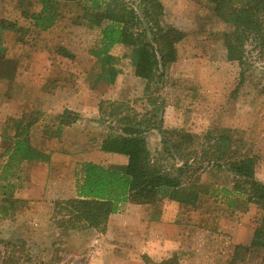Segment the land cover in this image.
Returning <instances> with one entry per match:
<instances>
[{
    "label": "rangeland",
    "instance_id": "1",
    "mask_svg": "<svg viewBox=\"0 0 264 264\" xmlns=\"http://www.w3.org/2000/svg\"><path fill=\"white\" fill-rule=\"evenodd\" d=\"M126 1L139 9V0ZM158 2L162 8L161 17L158 18L160 27L165 30L174 28L184 34L183 40L175 45L177 59L167 66L163 71L165 77L153 84L147 94V83L136 77L132 49L120 45L114 47L111 53L114 64L121 73L113 96L107 90L108 87L99 82L101 67L92 54L100 48L102 35L101 28L89 21L92 17L89 10L91 0L59 1L54 4L60 18L52 36L57 38L61 34V49L69 53L66 58L69 62L67 66L71 67L70 70L79 69L74 72L76 74H69L72 80L68 84H74L73 79L77 77L76 86L80 96H91L102 102L100 113L97 114L99 122L88 124V128L107 135L113 131L121 135L124 128L120 121L125 118L139 121L146 113L159 109L154 119L157 122L163 120L164 131L174 127L201 138L228 135L243 140L242 146L247 149L244 152L258 159L255 179L264 185V46L248 42L244 49L243 64L240 65L229 58L220 33L224 26L214 17L212 0ZM39 9L38 0H0V19H4L9 25L18 23L23 27L21 33L13 27L4 32L7 40L3 48L7 50L9 64L15 68L19 66V70L14 81L8 83V92L5 87H0V107L6 99L25 102V124L38 119L32 114V106L43 112H48L49 109L46 96L50 86L36 84L35 76L28 74V46L31 43L38 44L42 35L33 32L27 25L30 13ZM24 12L27 16H24ZM22 38L23 44L18 41ZM30 40L33 41L30 43ZM2 73L3 68L0 69V75ZM111 97L118 100L112 103L109 100ZM162 101L166 104L165 108L160 105ZM152 116L150 113L148 118ZM146 137L152 155L158 157L162 154L160 131L152 130ZM197 150L202 149L199 146ZM3 154L0 153V163L4 162ZM106 154L108 155L103 156L100 165L113 170H123L126 167L128 159L125 156ZM173 164L181 163L178 160L176 163L172 160L166 162L168 167ZM195 167L196 170H192L194 174L187 181L200 177L205 185L226 183L231 188L236 179L226 170L220 171L206 162L199 170L197 164ZM29 169L30 167H25L24 172ZM76 179L75 175V189ZM19 184L20 181L14 179L0 181V264H104L110 245L120 244L107 232L74 231L62 235L60 223L63 216L55 215L57 201L48 205L46 202L16 200L13 195L12 200L6 202L3 193H9L12 185L16 191ZM206 198L211 201L203 207H195L197 210H217L216 212L224 215L230 212L226 198ZM4 209H7V216H1ZM258 218L259 212L254 229ZM211 222L207 220L202 223L212 226ZM171 254L173 253L145 254L142 258L143 261L144 257H148L161 262ZM261 255V252L254 253L249 258V263L260 264Z\"/></svg>",
    "mask_w": 264,
    "mask_h": 264
},
{
    "label": "trees",
    "instance_id": "2",
    "mask_svg": "<svg viewBox=\"0 0 264 264\" xmlns=\"http://www.w3.org/2000/svg\"><path fill=\"white\" fill-rule=\"evenodd\" d=\"M59 1L75 0H38L40 9L30 13L28 28L33 27L39 32L54 28L60 18L54 4ZM212 1L214 17L224 26L220 33L229 58L242 65L248 42L264 46V0ZM91 3L89 10L92 17L89 21L101 28L102 35L100 48L92 52L101 67L99 82H103L107 90L117 84L121 72L114 64L111 52L120 45L132 49L136 77L147 83L146 92L149 94L152 85L165 77L163 71L167 66L176 61L175 45L183 40L184 34L174 28L165 30L160 27L158 18L161 17L162 8L158 0H139L138 10L126 0H91ZM9 27L23 32V27L18 23L9 25L7 21L0 20V69H4L0 81L8 83L14 81L19 70V66L15 68L9 64L7 50L3 48L4 32ZM23 38L18 40L21 44L24 43ZM63 54L68 58L69 53L64 51ZM148 101L154 104L152 99ZM160 105L166 107L164 101ZM158 112L159 109L150 111L139 121L125 118L119 122L124 128L122 134L117 135L113 131L104 139V153H117L128 159L123 170H113L94 163L79 167L76 172V198L56 202L55 215L63 216L60 223L62 235L74 231L103 234L107 232L111 217L121 214L126 205H155L160 199L167 198L194 208L204 197L221 196L227 199L229 208L245 210L254 204L259 209L251 245L238 246L229 264H250L249 258L258 252L262 254L260 264H264V185L255 179L256 156L244 152L247 149L242 146L243 140L228 135L201 138L174 127L164 131L163 120L157 122L154 119ZM150 113L153 114L152 118H148ZM24 119L15 122L16 134L12 139H6L13 143V147L2 155L8 158V162L0 171V181L14 178L15 169L24 162L46 160V155L33 148L30 141V131L37 120L25 124ZM77 119V115L65 111L60 125L68 126ZM152 130H158L162 135L163 153L158 157L152 155L148 146L146 136ZM199 146L201 151L197 150ZM167 160L174 163L178 160L181 164L168 167ZM204 162L233 175L236 179L232 187L226 183L205 185L200 177L187 181L196 170L195 164L199 170ZM12 191L13 185L4 197L6 202L12 200ZM6 211L2 210L1 216H7ZM144 264H180V257L173 253L161 262L144 257Z\"/></svg>",
    "mask_w": 264,
    "mask_h": 264
},
{
    "label": "crops",
    "instance_id": "3",
    "mask_svg": "<svg viewBox=\"0 0 264 264\" xmlns=\"http://www.w3.org/2000/svg\"><path fill=\"white\" fill-rule=\"evenodd\" d=\"M57 27L58 23L46 32L32 27L42 39L40 37L38 44H32L33 40H30L28 46V74L35 76L36 84L50 86L46 96L48 112L31 108L32 114L40 119H36L38 122L31 128V145L46 155V160L24 162L11 178L20 181L16 191H12L16 200L46 202L48 205L52 201L75 199L74 181L78 168L85 163L101 164L103 156L108 155L102 150L107 134L88 128V124L99 122L97 114L102 102L91 96H80L77 77L73 79L74 84H68L72 80L69 74H76L74 72L79 69L70 70L67 66L62 43H59L62 36H52ZM6 40L5 37L4 42ZM0 87H5L6 92L10 90L7 81H0ZM116 90V85L111 86L110 95L113 96ZM109 100L116 102L118 99L111 97ZM24 104L16 99H6L0 107V153L13 147L6 139L10 140L16 134L15 122L27 116L23 115ZM65 111L77 115V121L61 126ZM3 159L0 171L8 162L7 157ZM25 167L30 169L24 172ZM210 201L204 197L198 207ZM227 208L230 212L224 215L217 210L185 207L167 198L160 199L155 205H126L123 214L114 215L109 221L107 233L120 244L110 245L104 264H144L143 255L155 253H176L180 264H229L238 246L251 245L259 209L254 204L245 210ZM207 220L212 221V226L202 223Z\"/></svg>",
    "mask_w": 264,
    "mask_h": 264
}]
</instances>
